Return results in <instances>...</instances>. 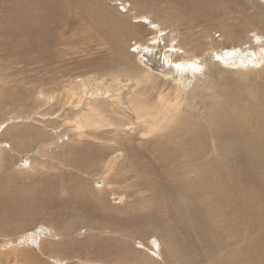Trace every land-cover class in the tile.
<instances>
[{
  "label": "rangeland",
  "instance_id": "obj_1",
  "mask_svg": "<svg viewBox=\"0 0 264 264\" xmlns=\"http://www.w3.org/2000/svg\"><path fill=\"white\" fill-rule=\"evenodd\" d=\"M255 1L264 6V0ZM231 4L232 0H0V84L8 92L0 109V208L9 210L6 198L17 187L11 183L16 177L26 179L20 187L38 184L31 200L39 204L0 224V246L4 244L0 264H5L6 257L14 264L15 255L20 264H212L186 211V205L196 210L206 197L201 194L199 180L200 155L206 151L195 142L198 140L189 147L182 134L154 137L124 128L116 137L123 149L105 151L108 157H119L109 170L98 162L87 174L72 175L71 169L60 164L79 161L72 152L69 157L63 152L75 143L74 132L68 129L71 123L56 114L33 116V120L28 117L39 97L35 88L60 86L69 79H106L125 70H134L149 88L142 98L155 103L170 95L174 102L176 94L187 89L185 79L182 83L177 74L190 73L164 68L150 57L147 48L164 47L167 53L185 57L177 40H163L176 28L182 33L179 41L187 38L189 56L191 47L199 42L194 41L197 36L206 35L208 38L200 41L207 43L219 42L222 36L217 35L233 31L241 23L247 25L253 16L248 8L235 9ZM136 14L149 15L159 27L149 20H135ZM138 39L145 46L134 45ZM213 68L223 73V82L231 75L230 67ZM211 75L206 69L203 77ZM91 79L85 83L88 88L93 87ZM48 108L54 109L55 101L50 100ZM28 128H38L45 136L36 139L23 134ZM99 137L83 136L81 140L108 141L113 134ZM20 142L28 145L18 150ZM31 165L34 168L29 172ZM19 166L28 171L20 173ZM64 174L72 175L70 182V176ZM6 182L10 183L7 187ZM99 186L114 193L111 204L120 206V218L124 213L131 215L133 228L115 231L106 213L93 207L85 190ZM54 206H59L58 211ZM22 226L23 236L33 234L38 243L16 240L15 244L17 228Z\"/></svg>",
  "mask_w": 264,
  "mask_h": 264
},
{
  "label": "bare ground",
  "instance_id": "obj_2",
  "mask_svg": "<svg viewBox=\"0 0 264 264\" xmlns=\"http://www.w3.org/2000/svg\"><path fill=\"white\" fill-rule=\"evenodd\" d=\"M232 3V8H248L253 16L247 25L241 23L235 30L217 35L218 38L222 36L218 40L221 43L214 40L211 43L200 41L208 37L197 36L194 41L199 42L191 47L192 53L189 56L186 50L187 38L183 37L179 41L182 33L176 28L173 31L175 33L165 35L163 40H177L185 57L174 51L167 53L164 47L156 50L147 48L150 57L157 59L164 68L178 73H190L177 74L182 83L185 79L187 89L176 94L175 104L171 105L174 102L170 95L165 100L159 98L155 103L150 102L151 99L146 96L142 98L149 88L134 70H125L111 73L106 79H69L60 86L54 83L48 89L35 88L39 97L35 108L30 109L32 114L28 119L56 114L57 118L59 115L63 117V122L71 123L68 129L74 132L75 143L70 148H63V152L66 157L72 152L79 161L69 160L65 165L60 161V164L71 169L72 175L82 172L87 174L88 168L98 162L99 166L109 170V166L119 157H108L105 151L123 149L116 137L120 131H125L122 130L124 128L141 135L182 134L189 147L198 143L206 151L200 155L203 165L199 167L200 190L202 196L206 197L196 210L191 209L192 205H186V211L196 224L204 253L212 264H264V6L255 0H232ZM146 15L136 14L133 18L149 20L150 16ZM149 24L156 27L160 25L152 20H149ZM144 44L140 39L134 43L138 46ZM224 66L231 68V75L226 76L227 81L223 82V73L213 67ZM206 69L213 74L208 79L203 77ZM215 73L219 77L216 78ZM88 79L93 82L91 88L85 84ZM98 81L100 85L96 83ZM212 82L220 84L216 86ZM4 94L8 95V92L3 91L0 84V109L5 106ZM50 100L55 101L52 110L48 108ZM103 128L107 130H99ZM25 133L36 139L45 136L38 128L23 130ZM106 133H112L113 139L102 142L81 140L83 136L99 140V135ZM195 139L198 141L194 142ZM27 145L26 142H20L17 148L21 150ZM33 168L34 165H31L29 172ZM18 171L23 173L28 169L19 166ZM72 175L62 176H70V182ZM22 182H26V179L11 178V183L17 187L6 198L11 205L9 210L0 208V224L10 216L17 213L21 216L22 212L39 205L37 201L31 200L38 184L20 187ZM110 182L113 181L107 183ZM9 184L6 182L5 187ZM39 196L42 200L44 194L40 192ZM85 197L94 208L106 213L110 218V227L115 231L134 227L135 221L131 215L124 213L120 218V206L111 204L115 198L113 192H106L100 186L87 187ZM57 207L52 209L58 211ZM23 228H17L15 244H18L16 240L35 244L38 238L33 234L28 238L23 236ZM104 228L109 230L105 225ZM138 232L134 230V233ZM111 241L114 243L110 238ZM7 243L10 245L11 241ZM43 248L46 255L51 256L46 246ZM11 252L15 253L13 250ZM8 259L4 258L5 264H9ZM146 263L152 264L150 261ZM14 264H20L17 255L14 256Z\"/></svg>",
  "mask_w": 264,
  "mask_h": 264
}]
</instances>
